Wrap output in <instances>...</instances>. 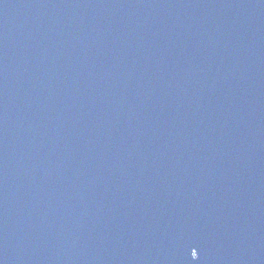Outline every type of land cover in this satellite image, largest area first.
Instances as JSON below:
<instances>
[{"label":"water","instance_id":"water-1","mask_svg":"<svg viewBox=\"0 0 264 264\" xmlns=\"http://www.w3.org/2000/svg\"><path fill=\"white\" fill-rule=\"evenodd\" d=\"M0 264H264V0H0Z\"/></svg>","mask_w":264,"mask_h":264}]
</instances>
